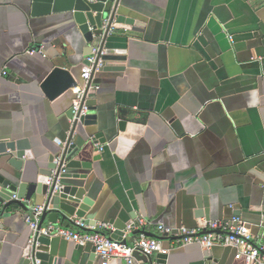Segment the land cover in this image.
<instances>
[{"label":"crops","instance_id":"1","mask_svg":"<svg viewBox=\"0 0 264 264\" xmlns=\"http://www.w3.org/2000/svg\"><path fill=\"white\" fill-rule=\"evenodd\" d=\"M115 7L134 20L133 30L113 28L102 41L89 28L88 41L70 13L32 16L29 0H0V143L26 139L32 154L20 170L0 155V176L26 187L22 200L0 199V264H20L29 247L26 218L46 199L39 170L61 154L59 144L78 148L72 160L83 164L66 173L80 179L61 185L85 189L93 201L88 225H109L111 238L119 216L135 214L141 220L128 228L130 238L158 239L167 264H246L232 247L176 244L158 227L239 221L264 246V0H117ZM98 42L120 58L92 75V119L71 125L72 91L49 100L41 85L55 67L81 84ZM54 226L71 228L63 220ZM90 258L102 264L92 246L67 241L40 264ZM146 261L135 254L131 264Z\"/></svg>","mask_w":264,"mask_h":264},{"label":"water","instance_id":"2","mask_svg":"<svg viewBox=\"0 0 264 264\" xmlns=\"http://www.w3.org/2000/svg\"><path fill=\"white\" fill-rule=\"evenodd\" d=\"M29 2L32 16L49 14L52 12L70 13L75 23L79 25L81 31L85 33L88 41L92 38V33L89 32L88 29L92 28L93 30H97L101 27L104 14L111 9L113 3L114 7L111 17L112 20L114 19L113 28L120 31H129L133 30L136 25L133 19L117 12L115 7L117 0H29ZM119 58L120 57H113L111 54L107 53L103 56L104 61L118 60ZM84 64L88 65L87 61H85ZM105 69L106 67L102 68V70ZM120 69L122 70V68H119V70ZM76 84L77 80L70 71L55 67L43 81L41 90L49 100H54L71 90ZM69 113L72 116V110H70ZM88 119H92V116H89V114L81 118L80 124H86ZM59 146L61 148V154L53 161L54 163L52 162L46 169L39 170L40 177H38L37 183L42 184V196L46 198L44 204L45 212L41 218V225H43L46 218H48V223L52 225L56 224L58 220L69 221V218L72 216L83 220L89 212L90 207L93 205V201L86 196L84 188L65 185L62 186L61 189L54 191L53 187H49L46 184L48 178L52 176L53 170L58 168V171L61 172L62 167L64 172L59 175L60 182L62 179H69L70 177L73 179H80L77 175H69L66 173L67 168H79V166L83 164L80 161L72 160V157L78 153V148L73 144L67 147H64L62 144H59ZM5 154L10 157L8 160L9 165L16 170H20L23 160L32 158L29 143L26 139L0 143V155ZM25 188L24 183L15 185L11 183L9 179L0 176V199L5 201L8 205L22 200L24 198ZM139 220H141L140 216L135 214L129 215L123 212L113 225L115 231L111 239L121 240L128 228H133L135 223ZM132 235V233L129 234L127 238ZM37 242L38 245L34 248V258L39 262L47 261L49 256L58 255V247H65L67 244V241L62 237H50L42 234L38 237ZM62 249L63 248H61V250ZM30 252V247H27L20 264H30V260L28 259ZM91 260L92 258H90L88 264H91ZM145 264H167V257L165 254H156L153 257L147 258Z\"/></svg>","mask_w":264,"mask_h":264},{"label":"built area","instance_id":"3","mask_svg":"<svg viewBox=\"0 0 264 264\" xmlns=\"http://www.w3.org/2000/svg\"><path fill=\"white\" fill-rule=\"evenodd\" d=\"M111 9L104 14L101 27L95 31V34L104 39L113 31L112 11ZM98 40V41H99ZM30 53H33L32 51ZM105 55L103 42H98V45L92 48L91 55L86 59L88 65H83L80 70L81 84H76L71 89L74 99L72 103V117L71 125L80 123L81 118L89 114V107L87 100L91 95L93 89L91 87L92 75L102 70L105 65L103 56ZM3 71L1 74H4ZM58 161V160H57ZM58 168L53 170L52 176L48 178L46 184L53 187L54 191L62 188L59 175L63 173ZM45 212L44 206H37L32 208L31 216L26 218L33 236L29 241L31 252L28 259L30 264H40L34 258V248L38 245L37 239L42 234L50 237H62L68 242H72L77 246L90 245L95 251V254L100 258L102 264H107L111 260H123L131 264L134 255L140 254L146 258L153 257L162 251L160 242L155 237L140 234L132 238H127L132 231H128L123 235L121 240H113L107 232L111 227L106 224L88 225L84 220L71 218L69 224L71 228H60L54 225L43 227L41 225V218ZM160 233L175 238L176 244H190L197 243L204 248H211L213 246L232 247L236 250L235 259L242 260L246 264H264V246L259 248L251 242V236L248 229L239 221L234 223L221 224L218 227L210 229H189L180 227L175 231L173 229H165L162 226L158 227Z\"/></svg>","mask_w":264,"mask_h":264}]
</instances>
